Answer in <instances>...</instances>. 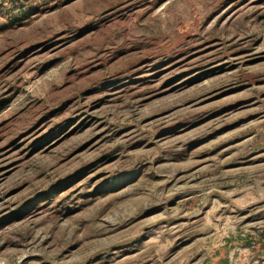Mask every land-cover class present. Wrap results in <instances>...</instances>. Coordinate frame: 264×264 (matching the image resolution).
I'll use <instances>...</instances> for the list:
<instances>
[{
  "label": "rangeland",
  "instance_id": "obj_1",
  "mask_svg": "<svg viewBox=\"0 0 264 264\" xmlns=\"http://www.w3.org/2000/svg\"><path fill=\"white\" fill-rule=\"evenodd\" d=\"M0 264H264V0H0Z\"/></svg>",
  "mask_w": 264,
  "mask_h": 264
}]
</instances>
